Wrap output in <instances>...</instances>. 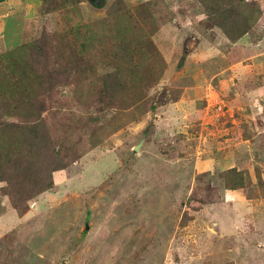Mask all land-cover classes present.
Returning a JSON list of instances; mask_svg holds the SVG:
<instances>
[{
  "label": "rangeland",
  "instance_id": "obj_1",
  "mask_svg": "<svg viewBox=\"0 0 264 264\" xmlns=\"http://www.w3.org/2000/svg\"><path fill=\"white\" fill-rule=\"evenodd\" d=\"M118 1L0 0V53L57 32L92 87L121 71V109L132 111L56 172L25 218L1 206L0 182V264H264V29L252 34L258 53L239 42L264 0H123L112 15ZM212 3L235 17L211 16ZM104 18L117 22L98 32ZM67 90L77 115L45 117L56 149L71 127L75 152L87 105Z\"/></svg>",
  "mask_w": 264,
  "mask_h": 264
},
{
  "label": "trees",
  "instance_id": "obj_2",
  "mask_svg": "<svg viewBox=\"0 0 264 264\" xmlns=\"http://www.w3.org/2000/svg\"><path fill=\"white\" fill-rule=\"evenodd\" d=\"M90 1L96 8L106 6V0ZM122 5L123 0H119L109 12L112 15L121 13ZM205 7L211 16L229 12L221 10L219 3ZM227 16L233 17L230 12ZM220 18L224 19V15ZM259 18L250 21L239 39L255 29ZM116 22L109 18L101 19L96 23L100 25L97 30L99 32L104 25ZM94 25L87 26L85 33L90 35ZM217 25L226 27L221 20H217ZM61 36L57 32H44L37 39L0 53V182L5 183L3 196L9 198L20 217L31 210L33 199L55 188L56 172L65 170L70 159L73 158L74 162L90 147L110 137L121 126L122 120H128L124 115L132 113L121 109L120 96L126 87L119 78L121 71L103 74L99 85L92 87L88 81L89 68L75 59L70 45ZM81 76L87 78L82 80ZM68 87L72 91L73 88L78 90L74 91V101L83 102L81 98H84L87 105V111L78 116L85 120L80 129L89 132L81 136V141L77 142L81 146L75 152L72 146L67 148L65 142L71 127L67 124L69 128L66 130L64 124L60 134L64 137L58 139L60 148L56 149L51 142L55 134L59 135L58 129L55 125L51 128L49 117H45L47 111L61 112L60 115L69 122V118L77 115L71 114L70 106L73 104L69 95H59V91L64 92V89L69 92L66 91ZM11 117L18 118L19 122L10 120Z\"/></svg>",
  "mask_w": 264,
  "mask_h": 264
},
{
  "label": "crops",
  "instance_id": "obj_3",
  "mask_svg": "<svg viewBox=\"0 0 264 264\" xmlns=\"http://www.w3.org/2000/svg\"><path fill=\"white\" fill-rule=\"evenodd\" d=\"M263 0H261L260 2H262ZM262 9H263V12H264V8H263V6H262ZM261 19L262 18H264V13L262 14V16L260 17ZM261 19H259V22H258V26L256 25V31L254 32V33H247L246 35H244L242 38H241V40L239 41V42H244L245 43V45L247 46L246 47V49L248 50V51H250L251 49L254 51L255 50V52H257L258 53V51H256L258 48H259V45L261 44V43H263V41H255L254 39H253V36H252V34H257V33H260V30L259 29H264V27H262V26H260V22H261ZM261 40V39H260ZM261 93H263V92H260V89H257L256 91L254 90L251 94L254 96V95H260ZM263 131H264V129H263ZM247 141H249V142H251V143H253V145L255 146V147H257V141H255V140H250V139H248ZM258 148V147H257ZM239 149H243L242 147H238L237 148V150H235V152H232V156H231V161L233 162V161H235L237 164L240 162V159H241V156H242V154L241 153H238V150ZM248 149V148H247ZM44 194V193H43ZM42 194V195H43ZM7 199V204H5V203H3V201L4 200H6ZM1 206H3L4 208H6V207H11V209L8 211V213L9 214H11L12 212L11 211H13L14 209L12 208V206L8 203V198L6 197V196H3V199L1 200ZM29 213V212H28ZM28 213H26L23 217H20L19 215V217L20 218H25L27 215H28ZM7 214V212H3V215H6ZM9 214H7V215H9ZM5 217L6 216H4V218L2 219V218H0V231H1V228H2V230H5L6 229V226H7V224H6V222H5ZM10 227H11V225H9ZM17 226V225H16ZM11 229H13V227H11Z\"/></svg>",
  "mask_w": 264,
  "mask_h": 264
},
{
  "label": "water",
  "instance_id": "obj_4",
  "mask_svg": "<svg viewBox=\"0 0 264 264\" xmlns=\"http://www.w3.org/2000/svg\"><path fill=\"white\" fill-rule=\"evenodd\" d=\"M141 146H142V142L140 144H138V146H136V150H139ZM86 226L88 229L90 228L89 224H87Z\"/></svg>",
  "mask_w": 264,
  "mask_h": 264
}]
</instances>
